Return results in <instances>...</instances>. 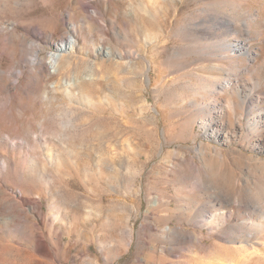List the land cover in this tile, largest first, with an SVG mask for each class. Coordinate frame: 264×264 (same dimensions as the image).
Wrapping results in <instances>:
<instances>
[{
	"label": "rangeland",
	"instance_id": "obj_1",
	"mask_svg": "<svg viewBox=\"0 0 264 264\" xmlns=\"http://www.w3.org/2000/svg\"><path fill=\"white\" fill-rule=\"evenodd\" d=\"M0 264H264V0H0Z\"/></svg>",
	"mask_w": 264,
	"mask_h": 264
},
{
	"label": "bare ground",
	"instance_id": "obj_2",
	"mask_svg": "<svg viewBox=\"0 0 264 264\" xmlns=\"http://www.w3.org/2000/svg\"><path fill=\"white\" fill-rule=\"evenodd\" d=\"M240 44V43H239ZM243 45V44H242ZM242 45H235L237 50H242L244 47ZM74 48V42L71 40V37H63L58 43L55 44L53 50L48 53L47 60L44 63H39L40 71L50 73V69H57L60 59L64 53L72 51ZM32 60L38 63L37 53L33 54ZM14 90V89H13Z\"/></svg>",
	"mask_w": 264,
	"mask_h": 264
}]
</instances>
